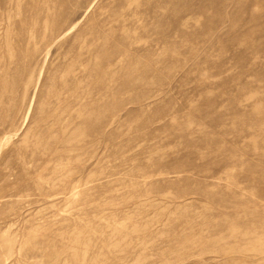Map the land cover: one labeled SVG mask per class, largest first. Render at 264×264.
<instances>
[{"label": "rangeland", "instance_id": "rangeland-1", "mask_svg": "<svg viewBox=\"0 0 264 264\" xmlns=\"http://www.w3.org/2000/svg\"><path fill=\"white\" fill-rule=\"evenodd\" d=\"M0 264H264V0H0Z\"/></svg>", "mask_w": 264, "mask_h": 264}]
</instances>
